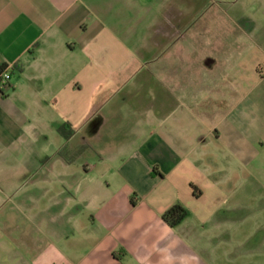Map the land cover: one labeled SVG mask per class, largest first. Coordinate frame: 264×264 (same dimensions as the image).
Instances as JSON below:
<instances>
[{
  "label": "crops",
  "instance_id": "crops-1",
  "mask_svg": "<svg viewBox=\"0 0 264 264\" xmlns=\"http://www.w3.org/2000/svg\"><path fill=\"white\" fill-rule=\"evenodd\" d=\"M2 68L0 264H205L262 204L264 0H0Z\"/></svg>",
  "mask_w": 264,
  "mask_h": 264
},
{
  "label": "rangeland",
  "instance_id": "rangeland-1",
  "mask_svg": "<svg viewBox=\"0 0 264 264\" xmlns=\"http://www.w3.org/2000/svg\"><path fill=\"white\" fill-rule=\"evenodd\" d=\"M46 162L47 158H44L43 163ZM254 203L243 220L234 218L230 222L235 230L229 227V230H220L212 237L202 238V250L197 249L196 255L205 264H264V197L262 204ZM242 223L245 233H238L237 228ZM187 239L191 243L192 239Z\"/></svg>",
  "mask_w": 264,
  "mask_h": 264
},
{
  "label": "trees",
  "instance_id": "trees-1",
  "mask_svg": "<svg viewBox=\"0 0 264 264\" xmlns=\"http://www.w3.org/2000/svg\"><path fill=\"white\" fill-rule=\"evenodd\" d=\"M67 125L60 128L59 132L65 137V139H69L72 135V130H67ZM70 128V127H69ZM190 189L192 191V194L199 198L201 196V191L196 188L194 185H190ZM188 213L185 208H183L181 205L176 204L172 206L168 211H166L162 215V220L168 224L171 228L177 227L180 225L184 219L187 217Z\"/></svg>",
  "mask_w": 264,
  "mask_h": 264
},
{
  "label": "built area",
  "instance_id": "built-area-1",
  "mask_svg": "<svg viewBox=\"0 0 264 264\" xmlns=\"http://www.w3.org/2000/svg\"><path fill=\"white\" fill-rule=\"evenodd\" d=\"M11 76L7 68L0 69V89L7 91L10 86Z\"/></svg>",
  "mask_w": 264,
  "mask_h": 264
}]
</instances>
